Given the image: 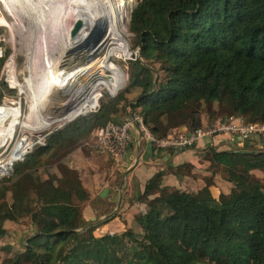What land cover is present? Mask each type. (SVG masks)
Segmentation results:
<instances>
[{
	"label": "trees",
	"instance_id": "obj_1",
	"mask_svg": "<svg viewBox=\"0 0 264 264\" xmlns=\"http://www.w3.org/2000/svg\"><path fill=\"white\" fill-rule=\"evenodd\" d=\"M130 31L142 51L131 61L146 70V85L139 89L131 78L127 88L103 99L97 111L53 131L44 145H36L14 163L11 184L0 185V239L9 242L4 248L11 253L6 260L264 264V182L254 173L264 170V150L246 154L207 147L211 171L222 169L232 184L229 193L219 197L208 190L201 197L164 186V173L155 174L140 197L147 204L146 212L136 216L140 233L96 236V227H87L74 192L60 189L55 176L41 177L95 128L123 121L127 104L130 114L142 115L157 137L171 131L153 124L155 118L173 116L185 105L191 107L187 130L202 127L201 107L206 101L223 106L225 118L264 123V0H138ZM22 180L31 182L32 191L16 196ZM23 218H29L34 229L14 249L17 232L10 233L6 222Z\"/></svg>",
	"mask_w": 264,
	"mask_h": 264
},
{
	"label": "bare ground",
	"instance_id": "obj_2",
	"mask_svg": "<svg viewBox=\"0 0 264 264\" xmlns=\"http://www.w3.org/2000/svg\"><path fill=\"white\" fill-rule=\"evenodd\" d=\"M2 2L5 9L10 13L6 0H2ZM19 2L29 12V17L31 16L34 30L32 40L36 36V29L38 31L41 29L45 34L51 29L52 37L56 39L58 36V41L54 40L53 43L55 45L60 43L63 49L60 55L55 56L56 59L52 56V58L47 56L49 58H47L43 88L41 91H37L35 90L31 73L34 69L36 52L33 50V44L31 43L29 57L30 75L27 82L34 95L31 112L36 115V124L32 126L25 121L20 124V107H14L13 102H11L10 106H0V147H6L9 140L13 139L18 125L33 131L32 133L34 134L49 130L55 120L63 117V115L59 114L62 111V106L65 107V103L74 100L80 94L84 95V98L65 116L69 118L79 113H88L95 110L98 106L96 99L99 98L102 89L106 88V90L115 95L124 80L121 68L111 61V56L115 55L120 58L130 53V45L125 36L127 29L123 27L120 21L121 11L119 12L114 7L112 0H19ZM81 22L84 26L79 31H76L77 23ZM0 24L11 27L7 18L1 15V11ZM97 26H99L98 29L102 27L99 32L102 36L96 47L89 49L85 46L81 48L79 46L75 50L77 48H74L75 45L82 41L93 42L94 36H97L94 35ZM47 42L50 41L47 40ZM104 49H106L105 57L94 60L95 54ZM73 52H75V56L72 55ZM14 64L15 55L12 54L9 60V65L12 66V71L10 72L11 81L22 93L24 89L16 78ZM95 74H98V77L90 85L88 92H81L85 81L87 82ZM58 93H60L59 97H61L59 102H57L58 98L56 95ZM54 105L58 106L57 115L59 116L48 118L46 116L47 110ZM8 120H10L9 126H3L4 122ZM30 145L31 138L28 135H22L14 144L9 157L2 160L1 165L4 168L9 167L11 162L20 158Z\"/></svg>",
	"mask_w": 264,
	"mask_h": 264
},
{
	"label": "rangeland",
	"instance_id": "obj_3",
	"mask_svg": "<svg viewBox=\"0 0 264 264\" xmlns=\"http://www.w3.org/2000/svg\"><path fill=\"white\" fill-rule=\"evenodd\" d=\"M112 3L114 5V7L119 12L121 11L120 12L121 13L120 21H121V24L123 25V27H126V29H127V33L125 34V36H126L128 42H129V45H130V53L127 56H122L120 58L116 57L115 55L111 56V61H113L115 64H117L121 68V70L124 74V80L122 81L121 87L119 88V91L116 92V94H118L120 91L127 88L129 83L131 82V78H132V82L134 79V82H135L137 88H139V89L143 88L146 85V82L148 80V74H147L146 70L141 68L140 64H136V63H133V61H131V60H134L136 57H138V58L141 57L139 55L140 47H139V43H138V38L134 33H132L130 31L131 13H132L133 8L138 3V0H112ZM6 4L10 10V13L5 9L2 0H0L1 15H3V17L7 18L9 24L11 25V27H10L8 25L0 24V36H4L6 38V52H8V54L6 53L7 56L5 55V58L3 59L4 61L2 60L3 64H1L2 61L0 63V74H1L2 66L6 62H9L8 60H10L11 55L14 54L15 55L14 67H15V72H16V78L22 84L24 90L21 93L18 87L11 88L10 87L11 84L8 82L9 77L4 74L2 77V80L0 81V106H2V105L10 106L11 102H13L14 107H16V106L20 107L21 112H20V116H19V123L21 124L23 121H25V122L31 124L32 126H34L36 124V115L34 112H31V104L33 102V96L34 95L30 89V86L28 85V82H27L29 75H30V70H29L30 58L29 57H30V52H31V50H30L31 43L33 44V47H32L33 50L36 52V56H35L36 59L34 61V65H33L34 69L31 73H32L33 79H34V87H35V90H37V91H41L43 88L44 77H45V72H46V68H47L46 64L48 62L47 58H49L47 56H50V58L54 57L56 59L57 55H60V53H62L63 48H62V45L60 43L57 44L58 46L53 43L54 40L58 41V36L56 39H54V37H52L53 33L51 32V29H49L48 30L49 32H46V34L41 29H39V31H38V29H36V31H37L36 36H35L36 38L34 37V40H32L33 39L32 35H33L34 30L32 27L31 16L29 17V12L22 6V4H20L19 0H6ZM33 19L37 25V22L35 21L34 17H33ZM100 30H102V27L97 29L96 35L99 34ZM47 40L50 42H47ZM77 49H78V47L75 50H77ZM72 55L75 56V52H73ZM105 55H106V49L100 51L98 54H95L94 60L98 59V58H104ZM142 62H144V61L142 60ZM105 75H106V72H105ZM97 77H98V74H95L87 82L85 81L84 87L82 88L81 92L84 91L85 93H87L90 85L97 79ZM98 86L100 87L99 84H98ZM139 89H137V92H139ZM75 94H77V93H75ZM56 95L58 98L57 102H59L60 101L59 98H61V97H59L60 93H58ZM112 95L113 94L111 92H109V90H106V88H103L99 98L96 99V104H98V106L95 110H93L91 112L97 111L101 105V101L103 99H106L107 97H112ZM131 97L132 96H130V98ZM83 98H84V95L82 96V94H80L77 97H75L74 100L68 101L67 103H65L66 104L65 107L62 106L63 107L62 111L59 114L62 115L64 113H66L67 111H70ZM55 101H56V98H55ZM128 105L129 104H127L126 107L124 108L125 114L127 113L126 112L127 108L129 110V107H127ZM57 109H58L57 105L51 106L47 110L46 116L48 118H53V117L59 116V115H57L58 114ZM190 114H191V107L185 105L184 108L180 112H178L174 115V118L178 123H180L181 125H184L185 128H187L186 123L188 121V117ZM201 116H202V122L205 123L203 125L212 124L219 119L225 118L224 107L221 106L218 102H209V101L203 102L202 107H201ZM9 122H10V120H8L7 122H4L3 126L8 127ZM243 122H245V121H243ZM55 130H57V129L52 128L51 133ZM32 132L33 131H30L29 129L24 128L23 126L18 125L16 128L15 135H14L13 139L9 140V143H8V145H6V147L5 146L0 147L1 156L3 157V156H6L7 154H9V152L12 150V148H13V146L16 143L18 138H20L22 135H28L30 137V134H34ZM46 132H48V130L45 131V133ZM45 133H42L40 135L34 134V136L32 138L36 141L40 140L39 138L46 136ZM46 138L43 140L44 143L41 140L40 143L35 144L34 147L36 145H44ZM233 141H235L236 145L233 147L232 150H238V149H242V148L243 149L260 150V151L264 150V149H260L257 145H253L252 147H248V146L246 147L245 145L243 146V144L241 142H237V140L235 138L233 139ZM34 147H33V149H34ZM3 153H4V155H3ZM207 155L211 156V154L209 152H207ZM73 159H74L73 156L71 157L70 153H68L67 155L63 156L59 161H57L56 163H54L53 165L48 167V170L45 173H43L41 175V177L43 179H49L50 176H55L57 178V181H58L60 177H63V175L68 174V172H70V174H71L72 171L73 172L79 171V170H77V168L79 169V167H81V164H79L77 162V158H75L74 160ZM109 160H111V158H109ZM112 161L115 164H117L113 159H112ZM118 166L120 167V165H118ZM216 171H217L216 173H212V174L216 177V179L218 181H221L223 185L222 184L219 185L217 183L218 184L217 190H215L214 194H212V195H214L215 197H219V195L221 193H229V191L232 187V184L229 183L225 179L224 175L222 174L223 173L222 169L218 170L216 168ZM254 173H255V176L259 177L264 182V170H258V171H255ZM75 175L76 174L73 173L72 176L75 177ZM10 177L2 178L0 180V185L1 184L10 185L11 184L9 181ZM121 182L122 181L118 182L119 183L118 188L120 187ZM57 183L62 188L63 186H65V179L62 178ZM208 184L211 185V183H208ZM204 190H198L197 194L199 196L203 197L205 194ZM31 191H32L31 182H29L27 180H22L19 183V188L16 192V196H18L22 192H31ZM188 191H191V190H188ZM138 193H139L138 191L136 193L133 192V194L128 193V197H130V199L131 198L133 199L134 197L140 196V194H138ZM7 200L9 202L12 201V193L11 192L8 193ZM84 200L85 199H83V201L81 200V202H84ZM85 204H86V202H85ZM112 209H114V208H112ZM97 217L98 218L95 221H90V220L85 221L88 224L87 227L95 226L96 229H95L94 233L96 236H102V235H105L107 233H111L109 229L105 230V229H102L101 226L99 227V225H97L98 220L101 218L99 215H97ZM130 220H131L130 224L126 225L124 230L125 231L130 230V231H133L134 233H140L141 228L138 224L136 217H132ZM6 223H7L6 225L8 226V229H9L8 231L10 233H13L15 230L18 233V234L16 233V237H15V239H13V240H15L14 241V245H15L14 249H18L19 245L21 244L18 242V240L19 239L25 240L24 237L31 234V232L34 229L33 226L31 225V221L29 218H23V219L16 221V222L7 221ZM122 231L116 232L114 234H121ZM13 237H14V235H13ZM7 244H9V242H7L3 239H0V264H9V262L6 260V257L11 256V253L8 252L4 248L5 245H7Z\"/></svg>",
	"mask_w": 264,
	"mask_h": 264
},
{
	"label": "crops",
	"instance_id": "obj_4",
	"mask_svg": "<svg viewBox=\"0 0 264 264\" xmlns=\"http://www.w3.org/2000/svg\"><path fill=\"white\" fill-rule=\"evenodd\" d=\"M174 115L156 117L153 124L157 126L161 124L164 129L168 128L171 132L187 130L175 120ZM126 117H128L127 113ZM132 132L134 142L120 167L109 155L92 146V132L70 152V156L77 158V162L81 164V167L77 168L79 171H72L71 174L68 172L60 177L65 179V186L62 188L68 187L72 190L80 202L85 199L81 202L84 220L95 221L99 215L101 218L97 225L102 229H109L111 234L125 231L124 228L130 224L132 217L146 212L147 204L140 197L148 181L158 172L164 173L162 182L164 186L191 190L195 193L205 189L204 191L208 190L214 194L218 184L221 185L222 182L212 174L207 147L229 151L236 145L231 136L218 135L194 147L164 150L157 154L153 147L152 152H148L149 143L137 130L133 129ZM235 139L239 142V138ZM73 173L76 174L75 177L72 176ZM60 178L58 181L61 180ZM119 180L122 182L118 188ZM58 181L56 178L55 184L61 189ZM104 191L106 193L103 195ZM137 191L140 196L133 199L128 197V193L133 194Z\"/></svg>",
	"mask_w": 264,
	"mask_h": 264
},
{
	"label": "built area",
	"instance_id": "obj_5",
	"mask_svg": "<svg viewBox=\"0 0 264 264\" xmlns=\"http://www.w3.org/2000/svg\"><path fill=\"white\" fill-rule=\"evenodd\" d=\"M5 55L6 38L0 36V63L5 58ZM11 71L12 66L9 65V62H6L2 66L0 81L5 74L9 77L8 82L11 84L10 87L15 88L17 86L13 85V82L11 81ZM67 122L68 121H62L58 125H55L56 127L52 126L48 132H43L46 136L39 138L40 140L37 141L32 138L34 134H30L31 145L25 150V152H23L20 158L12 161L7 168H4L3 165H1V162L4 158L6 159L9 157L11 151L3 157L0 154V180L11 176L13 174L14 163L23 160L25 156L33 150L35 144L40 143L41 140L43 141L51 133L52 128H61ZM133 129L137 130L145 141L152 144V147L157 154H160L164 150H180L194 147L199 143L209 141L218 135H229L232 139L239 138L238 141L241 142L243 146L245 145L244 139H248L260 149H264L261 144V142L264 141V123H246L241 119L233 117L222 118L212 124L203 125L193 131L174 130L166 136L157 137L151 132L145 123L143 116L139 113L130 114V117H126L123 121H109L106 125L95 128L91 140L92 146H95L98 151L109 155L117 165H122L129 152L130 146L134 142Z\"/></svg>",
	"mask_w": 264,
	"mask_h": 264
},
{
	"label": "water",
	"instance_id": "obj_6",
	"mask_svg": "<svg viewBox=\"0 0 264 264\" xmlns=\"http://www.w3.org/2000/svg\"><path fill=\"white\" fill-rule=\"evenodd\" d=\"M83 26H84V24H83L82 22H81V23H77V26H76L77 29H76V31H79V29L82 28ZM98 27H99V26H97V28L95 29L94 35H96V31H97ZM101 36H102V34H98L97 36H95L93 42H91V43H88V40H86V41H82V42L79 43L78 45H75L74 48L79 47V46H80V48H81V47L85 46L86 48L93 49L94 47H96L97 43L100 42ZM139 55H140V56L142 55V51H141V49H140ZM155 84H156V81H155ZM63 90H64V89H63ZM60 91H62V90H60ZM112 96H114V95H112ZM127 107H129V105H128ZM69 112H70V111H67L66 113L62 114L63 117H61V118L58 119V120H55V121L53 122V126L58 125V124L61 123L62 121H68V122H69V121H72V120L76 119L78 116L86 114V113H79V114H77V115H75V116H73V117H69V118H67V116H65V115H68L67 113H69ZM126 112H127V114H128V117H130V112H129L128 108H127ZM241 139H242V138H241ZM244 144H245L246 147H247V146H248V147H252V146L254 145L253 142H252L251 140H248V139H244ZM261 144H262V146L264 147V141L261 142ZM237 151H238L239 153H246V154H249V153H252V154H258V153L261 152L260 150H252V149H239V150H237ZM148 152H149V153L152 152V144H151V143H149V149H148ZM137 163H138V162H137ZM105 193H106V192L104 191L103 195H104Z\"/></svg>",
	"mask_w": 264,
	"mask_h": 264
}]
</instances>
